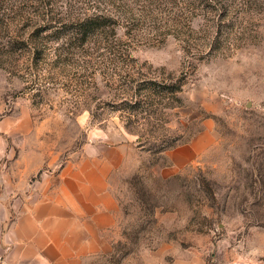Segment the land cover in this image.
I'll return each mask as SVG.
<instances>
[{"label": "rangeland", "instance_id": "374dc122", "mask_svg": "<svg viewBox=\"0 0 264 264\" xmlns=\"http://www.w3.org/2000/svg\"><path fill=\"white\" fill-rule=\"evenodd\" d=\"M181 71L166 123L128 130L137 80ZM0 145L10 219L62 166L108 163L116 219L84 264H264V0H0Z\"/></svg>", "mask_w": 264, "mask_h": 264}, {"label": "crops", "instance_id": "0c3cea01", "mask_svg": "<svg viewBox=\"0 0 264 264\" xmlns=\"http://www.w3.org/2000/svg\"><path fill=\"white\" fill-rule=\"evenodd\" d=\"M3 150L0 145V155ZM192 154L185 148L172 160ZM107 171L108 163L100 158L62 166L53 178L38 180V190L28 199L11 206L12 219L0 203V252L26 264H84L98 254L117 213Z\"/></svg>", "mask_w": 264, "mask_h": 264}, {"label": "trees", "instance_id": "16d2710c", "mask_svg": "<svg viewBox=\"0 0 264 264\" xmlns=\"http://www.w3.org/2000/svg\"><path fill=\"white\" fill-rule=\"evenodd\" d=\"M107 21L108 18L104 16H100V20L98 17L78 20L76 26H74V31L78 35L79 44L84 45L88 41V38L97 33L99 29L102 32L103 28L108 25ZM26 41L33 42L32 47L35 50H39L37 46L40 49L44 47L39 38H29ZM190 73L187 71H181L178 75L167 73L161 79H158L157 76L139 78L142 80H137L135 87L141 92L140 97L135 100L128 98L122 101L124 104L122 109L126 113L124 126L131 131L130 125L133 122L149 124L151 127L160 122L162 124V121L166 123V111L180 106L182 103L179 93ZM139 135L142 137L143 134L140 133ZM162 141L165 140L162 139L161 142L156 144L158 146L156 151H165L173 145L170 143L162 144Z\"/></svg>", "mask_w": 264, "mask_h": 264}, {"label": "built area", "instance_id": "2783aa9c", "mask_svg": "<svg viewBox=\"0 0 264 264\" xmlns=\"http://www.w3.org/2000/svg\"><path fill=\"white\" fill-rule=\"evenodd\" d=\"M0 264H26L24 262H12L3 253L0 252Z\"/></svg>", "mask_w": 264, "mask_h": 264}]
</instances>
